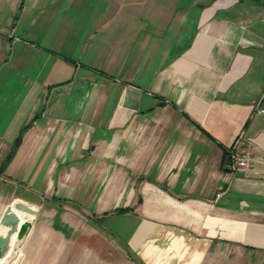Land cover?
Listing matches in <instances>:
<instances>
[{"label":"crops","instance_id":"obj_1","mask_svg":"<svg viewBox=\"0 0 264 264\" xmlns=\"http://www.w3.org/2000/svg\"><path fill=\"white\" fill-rule=\"evenodd\" d=\"M261 109L259 1L0 0V264H264Z\"/></svg>","mask_w":264,"mask_h":264},{"label":"rangeland","instance_id":"obj_2","mask_svg":"<svg viewBox=\"0 0 264 264\" xmlns=\"http://www.w3.org/2000/svg\"><path fill=\"white\" fill-rule=\"evenodd\" d=\"M246 1V0H244ZM250 1V0H249ZM259 1L264 5V0H252ZM94 218V217H93ZM94 220H98L94 218ZM108 231H111L112 235H117L120 240H123L125 236L133 228L134 220L131 216L123 217L114 215L106 220L104 223ZM20 253V248H18ZM75 264H139L131 260L130 254L124 247L111 246L109 244L92 243V246L84 247L81 251L79 249L75 252ZM20 256L18 257L16 264L19 263ZM14 259L9 264H13Z\"/></svg>","mask_w":264,"mask_h":264},{"label":"built area","instance_id":"obj_3","mask_svg":"<svg viewBox=\"0 0 264 264\" xmlns=\"http://www.w3.org/2000/svg\"><path fill=\"white\" fill-rule=\"evenodd\" d=\"M264 113V109L259 110ZM259 160L246 144V138L243 132H240L232 145L226 149V169L234 174L244 177L253 176L254 165Z\"/></svg>","mask_w":264,"mask_h":264},{"label":"water","instance_id":"obj_4","mask_svg":"<svg viewBox=\"0 0 264 264\" xmlns=\"http://www.w3.org/2000/svg\"><path fill=\"white\" fill-rule=\"evenodd\" d=\"M9 205H10V204H9ZM9 205L6 206V208H5V210H4V213H3L2 217H4L6 214L9 213V211H10V210H9ZM30 225H31V224H30ZM30 225L26 228L27 231H28ZM1 241H2V242H6L7 240H6V238H1Z\"/></svg>","mask_w":264,"mask_h":264},{"label":"trees","instance_id":"obj_5","mask_svg":"<svg viewBox=\"0 0 264 264\" xmlns=\"http://www.w3.org/2000/svg\"><path fill=\"white\" fill-rule=\"evenodd\" d=\"M225 155H226V150H225ZM10 156H11V152H10V154L8 155L7 159H9ZM123 210H126V209H123Z\"/></svg>","mask_w":264,"mask_h":264},{"label":"bare ground","instance_id":"obj_6","mask_svg":"<svg viewBox=\"0 0 264 264\" xmlns=\"http://www.w3.org/2000/svg\"><path fill=\"white\" fill-rule=\"evenodd\" d=\"M9 214H10V212H9L8 214H6L5 216H7V215H9ZM5 216H4V217H5ZM0 257H1V255H0Z\"/></svg>","mask_w":264,"mask_h":264}]
</instances>
